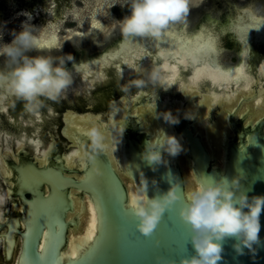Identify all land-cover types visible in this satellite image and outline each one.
Instances as JSON below:
<instances>
[{"label":"bare ground","instance_id":"bare-ground-1","mask_svg":"<svg viewBox=\"0 0 264 264\" xmlns=\"http://www.w3.org/2000/svg\"><path fill=\"white\" fill-rule=\"evenodd\" d=\"M202 1L191 0L189 9L200 4ZM94 2L96 3V7L92 10L88 29L85 32L76 34L90 39L95 46H98L100 44L96 43V41L98 42L105 29L101 15H103L107 3L106 0H94ZM52 4L51 10H48L46 0H23L15 10L8 11L5 8L4 2L0 1V21H7V24H10L15 17H18L17 13L26 10L33 13V24L51 25L53 27L50 30L56 31L58 36L59 25L66 21V17L71 13L74 21H78L80 12L79 10H74L72 7L70 8L67 4L62 6L60 0H52ZM239 15L238 19L234 20L229 26H223L220 31L221 34L230 32L237 39L241 40V62L233 67H223L218 62L217 40L214 32L205 28L193 35H188L186 32L165 31L160 37L129 36V39L126 40L127 42L125 41L123 44L122 49L118 51L117 59L113 58L111 60V57H113L112 52L109 57L94 62H87L79 67L72 66L71 70H69L72 83L62 91V95L68 89H73L76 83H79L78 86H80L81 90H86L94 87L96 83L105 82L103 80L105 76L104 72L108 71L112 64L118 63L117 61H120L121 74L123 75L130 76L138 72L149 71V76L154 74L160 85L171 86L172 89L177 85H181L183 92L190 97L195 94L194 91L200 90L202 84H209L211 86L213 94L205 96L204 100L197 106H194V100H189L187 105L181 108L180 105L175 103L172 105L169 103H158L151 97H148L141 107L128 102H120V109L114 114L111 121L116 127L114 131L107 130L108 128L105 125H100V122L92 117L88 119L67 118L68 129L66 132L68 135H71L75 130L74 125L84 126L85 131L88 127L94 125L101 133L103 137L102 143L107 146L101 152L105 154L116 173L119 174L124 182L127 188L128 201L136 187L139 186V176L132 166L134 163L127 149L128 146L124 132L128 129L129 124L124 118V113L135 116L137 121L136 127H139L140 131L147 133L150 136V140L160 130H163L165 133L175 136L180 141L182 149L186 152L187 146L180 135L181 124H169L157 114L168 111L178 119L180 117L193 119L195 122L193 124L195 134L199 135L204 148L213 161H215L214 164L225 161V146L228 143L229 133L234 127L228 118L235 108L233 105L242 93L243 95H252L253 80L256 79L254 83L257 86L264 80V62L259 64V58L256 56L250 58V55L248 56L247 53L249 45L244 42V38L247 35H256L258 40H263L264 42V16L253 14L250 10H245ZM23 18L25 19V17ZM94 23H98L100 27L94 28ZM73 35L75 34L72 31L67 37L71 38ZM250 49H253L252 46ZM255 53L257 56L264 54L262 50ZM253 65L256 66V71ZM237 68L242 70L240 75L236 74ZM186 75L188 76L184 79ZM81 76L83 77V81L80 80ZM4 91L0 87V109L10 98H14L9 93L5 95ZM262 95L263 98H254V101L259 98V103L257 104H254V101L251 100H243L233 113V118L238 120L241 117L245 126H253L264 115V93ZM214 108L218 109L217 114L212 116L213 118L216 117L214 118L216 120L211 126H206L205 117L207 115L210 116ZM83 140L88 142L87 137H85L80 140L81 144H84ZM77 155L78 160L72 156L61 159L63 166L73 171L85 169V165L89 167L86 158L82 155L81 145ZM164 159L167 161V164L173 167H193L192 161L188 160L182 151L175 157L165 154ZM50 161L49 156L46 154H43L38 159L42 167L48 166ZM0 167L2 176L10 184L12 191L19 188L21 190L31 185L32 176L18 172L19 175L16 171L11 170L6 162H1ZM20 208H22V202L17 198L13 210L0 217V239L2 244L5 243V239L9 237V234L14 232L13 230L9 233V222L15 224V228L19 226L22 230V211H20ZM15 217H18V219L15 220Z\"/></svg>","mask_w":264,"mask_h":264},{"label":"water","instance_id":"water-1","mask_svg":"<svg viewBox=\"0 0 264 264\" xmlns=\"http://www.w3.org/2000/svg\"><path fill=\"white\" fill-rule=\"evenodd\" d=\"M256 1L211 0V2L219 6L222 2H225L227 5L234 4L236 7L243 6L245 7L242 9L243 12L245 10L254 11ZM195 12L197 10L189 9L187 17L183 22H187L189 20L188 17L192 16ZM239 14L236 19L240 17ZM234 20L228 22L227 26L232 24ZM183 22H177L176 24ZM128 39L129 37L123 39L117 45L116 49L109 50L88 62L109 57L112 52L113 57H111V60L113 58L117 59L118 51L122 49L123 44ZM261 41L256 38V35H247L244 38V42L249 45L247 47L248 56H255L254 53H251L252 49L250 47L252 45L256 46V51L263 50L264 52V42L263 40ZM84 63L82 61L77 67L82 66ZM120 65V63L114 64V67L116 66L118 70H121ZM168 88H171V86H164L165 91H168ZM263 93L264 90L258 95H261L260 97L263 98ZM236 109L237 107L232 110L228 117L234 127L232 129V136L228 137V143L225 146V161L217 164H214L215 161H213L204 148V144L199 135L195 134L193 119L180 117L178 123L179 125L181 124V138L187 146V152L182 150V153L186 155L188 160L192 161L193 166L184 168L173 167L167 163L152 167L148 166L141 159L140 154L143 150L144 142L150 140V136L145 132L139 131L140 128L138 127L139 130L137 129L136 123L128 126V129L131 131L128 132V139H126L127 149L134 163L132 166L139 176L138 182L143 177L148 183L147 196L151 198L166 192L170 187V181L181 183L177 189V194L180 196V199L173 205L171 210H166L163 213L156 228L148 236H144L137 231L135 226L137 223L136 218L131 214L129 209H123L119 202L114 204L113 213L120 218V223L117 225L115 222H110L108 238L105 239V219L102 211L99 217L100 226L98 236L96 238L94 235H91V230L95 222V206L91 203L89 194L83 190L84 184L82 183V178L86 175L85 169L70 170L63 166L61 162L62 158L58 160V158L56 159L52 156H49L51 161L48 166L40 167L25 153L24 156L27 158V161L20 160L17 165L13 163L9 164L11 170L32 176L31 185L21 190L20 188L13 191L9 189L13 197L19 198L22 202V208H24V211H22V230L19 226L14 228V232L9 234V237L5 239V245L2 244L0 239V264H53L54 257L45 258L37 262H34L31 258L24 257L25 238L23 233L28 230L26 221L29 220L30 206L34 200L35 192H40L45 198L53 194L52 199L45 201L44 205L51 212L53 223H55V218L59 217L65 226L63 229L64 242L59 246L62 254L70 252V245L74 240H79L88 235L89 237L91 236L90 240H95L96 238L97 244L104 241L106 246L104 254L90 261L89 264H171L172 261H176L178 264V261L182 257L186 258L193 255L194 250L190 242V226L182 221L178 215V210L184 203L183 193L188 187L192 186L197 180H205L207 177L217 179L226 177L231 180L233 176L241 175L243 177L241 180L242 191L246 192L249 196L264 195V125L259 131L260 140H257L254 136V133L258 132L256 131L259 128L256 127L257 124L245 126L243 124V118L239 117L238 120L234 119L232 115ZM127 117L129 118L128 114ZM214 121L212 120V124ZM105 126L108 128L107 130L111 129L110 122L106 123ZM129 154L128 156H130ZM94 159L98 161V167L94 165ZM94 159L92 161L86 159L89 164L88 172L92 173L97 179H110L116 184L121 198L128 201L127 188L105 154L97 151L94 154ZM94 167L99 168L102 174L99 176L95 175L92 171ZM153 167L155 168L154 171L152 170ZM26 168L31 169V171L25 172ZM190 172L192 173L191 178L186 179ZM54 190L59 191L68 200L71 205L70 210L65 211L68 206L57 198L55 192H53ZM26 194H30L31 198L28 199ZM14 207L15 203L0 214V217L11 212ZM17 219L18 217H15V220ZM260 222L261 231L259 235L261 237V243L256 246L257 252L255 257L250 255L247 250H245L244 255H237L232 247V244L235 242L234 239L227 238L222 242L224 248L222 252L223 259L218 264H264V212L261 214ZM47 230L46 228L45 231ZM38 234L39 228L37 229L36 236H34V239L37 240L35 246L36 255L42 252L41 246L45 244L43 234L39 236ZM49 243L53 247L55 246L54 235L50 234ZM59 264H85V261L78 260L74 262L72 260H62Z\"/></svg>","mask_w":264,"mask_h":264},{"label":"clouds","instance_id":"clouds-1","mask_svg":"<svg viewBox=\"0 0 264 264\" xmlns=\"http://www.w3.org/2000/svg\"><path fill=\"white\" fill-rule=\"evenodd\" d=\"M106 3L109 9L117 5L128 7V14L116 21L124 38L160 37L170 26L186 19L191 0H106ZM17 16L25 17L18 29H8V22L0 21V58L3 60L0 87L23 101L28 111H34L41 107V98L57 101L62 91L72 83L65 65L74 57L72 54H44L63 47L56 31L50 30L53 26L33 24V13L26 10L17 13ZM5 33L11 37L10 40H4ZM157 115L169 124L179 123V119L171 112ZM86 137L89 143L81 144L82 155L92 161L94 154L103 151L105 145L94 125L87 128ZM182 150L175 136L160 130L154 138L144 142L140 155L152 167L166 164L165 154L175 157ZM92 171L97 176L102 174L96 167ZM191 176L190 172L186 179ZM242 179L241 175L233 176L231 180L226 177H207L197 180L184 191V203L178 215L190 226L194 254L182 257L178 264H218L223 259L222 242L227 238L234 239L232 247L237 255H244L247 250L255 257L256 246L261 243L259 233L264 195L249 196L242 191ZM180 184L170 181L166 192L149 198L146 194L148 183L143 177L140 179L128 203V209L136 218L135 226L139 233L148 236L154 231L163 213L171 210L180 199L177 194ZM171 264L177 262L172 261Z\"/></svg>","mask_w":264,"mask_h":264},{"label":"flooded vegetation","instance_id":"flooded-vegetation-1","mask_svg":"<svg viewBox=\"0 0 264 264\" xmlns=\"http://www.w3.org/2000/svg\"><path fill=\"white\" fill-rule=\"evenodd\" d=\"M219 8L223 9L221 4ZM223 10H225V8ZM197 11L203 14L208 13L205 9ZM242 12L243 11H241L240 14ZM192 17H194V15L188 18L191 19ZM236 41L240 47V56L242 45L237 38ZM252 48L251 53H254L255 56L259 58V64L264 62V54H259L257 56L255 53L256 46L252 45ZM255 56L250 55V58ZM93 58L95 57L91 59ZM88 61L83 62L86 63ZM80 63H82V61L72 63L66 68L69 70L72 66H78ZM119 63L120 62L115 64ZM140 63H142V61H140ZM253 67L256 71V66L253 65ZM104 74L103 80H105V82L96 83L95 86L90 89L80 92L73 91L74 88H70L64 95L61 94L57 101L41 98L43 101L41 107L34 111H28L23 101L17 100L15 97L13 99L10 98L9 101L2 106V109H0V164L1 162H6L9 167V164L12 163L16 165L19 164L20 160L27 161V158L24 156L25 153L40 167H42V165L39 164L38 159L41 158L43 154L48 156L53 155L52 157L58 158V160L59 158L71 157L69 154L73 151H77L81 143L79 142V144L76 145L71 135L65 134L68 129L67 118L77 117L78 119H88L92 117L93 119H97V121L100 122L99 124L105 125L110 122L111 129L109 130L114 131L116 127L111 121L114 114L120 109V102H128L132 103V105H137V107H141L147 101L148 97H151L158 103H169L170 105L175 103L181 107L186 106L189 100H194V106H197L204 100V95L213 94L209 84H202L200 87L201 92L198 93V91H194L195 94L191 97L183 92L181 85H177L173 89L168 88V91H165L164 86L157 83L158 81L154 74L149 76V71L138 72L127 76L121 74V70H118L116 66L114 67V64H112L110 69L105 71ZM187 76L188 75L184 76V79H186ZM80 80L83 81L82 76ZM90 80H92V78H90ZM254 81H256V79L253 80L252 95L248 96V94L243 95L242 93L236 100L234 107H237L242 99L245 101H254V98L260 97L258 94L264 90V80H262L258 86L255 85ZM4 93L6 95L7 92L4 91ZM258 99L254 101V104H257ZM128 116L129 118L127 117V113H124V118L125 120L128 119L126 122H128L129 125L132 126L135 123L137 124L133 114H128ZM206 118V126H211L212 120L214 121L212 114L210 116L207 115ZM128 130L129 129L124 132L125 139H128V132L131 131ZM8 139L12 141L10 146L6 144ZM83 142L87 144L89 141L83 140ZM72 157L77 158L78 155ZM9 189H11V186L2 176L0 167V205L6 202L10 207L17 201V197H13ZM26 197L28 199L31 198L30 194H26ZM3 212V210H0V214Z\"/></svg>","mask_w":264,"mask_h":264},{"label":"rangeland","instance_id":"rangeland-1","mask_svg":"<svg viewBox=\"0 0 264 264\" xmlns=\"http://www.w3.org/2000/svg\"><path fill=\"white\" fill-rule=\"evenodd\" d=\"M0 1L4 2L6 10L11 11L15 10L23 0ZM46 2L48 10H51L53 6L52 0H46ZM60 3H62V6L67 4L70 8L72 7L74 10H79L80 17L78 21H74L71 13L66 17V21L59 25L58 28L59 41L63 45L62 49H54L51 53L44 54H51L53 56L72 54L74 59L70 62H66V67L72 63H78L79 61H88L92 57H99L102 53L108 50L116 49L120 41L125 39L121 35L120 28L116 21L122 19L128 14V7H120L119 5L111 7L110 9L107 6L105 7L103 15H101L105 29L102 32L101 37L98 39V42L96 41V43H99L100 45L95 46V44L92 43L90 39L83 38L82 36H79V34H76L85 32L88 29L92 10L96 7L94 0H60ZM221 6L223 9L225 8V10L219 8V5L211 2V0H203L200 4H197L195 7L190 9L199 10L203 8L206 10V12H208L207 14L197 11L195 14H192L194 17L189 19L190 21L188 20L187 22L174 24L166 31H177L180 33L186 32L188 35H193L201 32L205 28L212 30L217 40L218 62L223 67H233L240 63V47L234 35L230 34V32L221 34L220 31L222 27L226 26L229 21L234 20L238 13H240L245 7H236L234 4L226 5L223 2L221 3ZM254 8L255 10H252L253 14L264 16V0H257ZM22 20H24V18L21 16L15 17V19L12 20L10 24H7V28L18 29ZM72 31L75 35H73L71 38L67 37V35ZM10 38L11 37L5 33L4 40L8 41ZM33 54L35 55L37 53ZM2 65L3 60L0 58V66ZM78 84L79 83H76L74 85L73 91H83L81 90L80 86H78ZM199 92H201V90H199L198 93ZM235 104L236 103H234L233 106H235ZM217 111L218 109L214 108V110H212V116H215ZM256 122L254 125L257 124L256 127L259 128L256 130L258 132L254 133V136L257 140H260L259 131L264 125V115L261 116ZM238 135H240V133H238ZM229 136H232V131L229 133ZM10 143L12 144V141L8 139L6 144L10 146ZM8 208L9 206L6 202H3L0 205V210L6 211Z\"/></svg>","mask_w":264,"mask_h":264},{"label":"snow or ice","instance_id":"snow-or-ice-1","mask_svg":"<svg viewBox=\"0 0 264 264\" xmlns=\"http://www.w3.org/2000/svg\"><path fill=\"white\" fill-rule=\"evenodd\" d=\"M94 28L100 27L98 23L93 24ZM242 70L240 68L236 69V74L240 75ZM259 103V101H257ZM74 131L71 134L76 145L79 144L80 140L86 137V131L84 126H73ZM68 135V133H65ZM105 147H107L105 145ZM78 154L77 151H73L69 155L75 156ZM94 165L98 167V161L94 159ZM31 169H25V172H30ZM85 177L82 178V183L84 184L83 190L87 192L90 196L91 203L95 206V222L91 230V235L96 238L99 232L100 226V212L102 211L105 219V239L109 235V224L110 222H115L119 225L120 218L113 213V206L115 203L119 202L123 209H128V201L121 198L120 191L118 190L116 184L109 180H101L95 178L92 173L88 172V166L85 165ZM57 198L63 201L68 207L65 211L70 210L71 205L68 200H66L57 190H54ZM53 197L45 198L40 192L34 193V200L30 206L29 220L26 221L28 225V230L23 233L25 238V248L24 257L31 258L34 262L45 258H53V264H59L62 260H72L74 262L78 260L85 261V264H89L90 261L95 260L98 256L104 254L106 246L105 242L102 241L100 244L96 243L95 240H90L89 236L74 240L70 245V252L67 254H62L59 250V246L64 242V224L59 219L55 218V223H53V218L51 212L45 207L44 202L51 200ZM20 211H24V208H20ZM43 220V222H41ZM50 226H53L50 228ZM15 228V224L9 222V233H11ZM39 228V234H43L45 238V244L42 247V252L39 255L35 254V246L37 240L34 239L36 236L37 229ZM48 229L45 231V229ZM50 234L55 236V246L53 247L50 243Z\"/></svg>","mask_w":264,"mask_h":264}]
</instances>
